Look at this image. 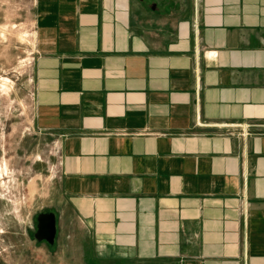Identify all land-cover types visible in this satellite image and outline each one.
Returning <instances> with one entry per match:
<instances>
[{"label": "crops", "instance_id": "obj_1", "mask_svg": "<svg viewBox=\"0 0 264 264\" xmlns=\"http://www.w3.org/2000/svg\"><path fill=\"white\" fill-rule=\"evenodd\" d=\"M35 10L52 245L81 264H264V0Z\"/></svg>", "mask_w": 264, "mask_h": 264}, {"label": "rangeland", "instance_id": "obj_2", "mask_svg": "<svg viewBox=\"0 0 264 264\" xmlns=\"http://www.w3.org/2000/svg\"><path fill=\"white\" fill-rule=\"evenodd\" d=\"M35 19V0H0V264H81L34 236L63 200L55 137L33 119Z\"/></svg>", "mask_w": 264, "mask_h": 264}, {"label": "water", "instance_id": "obj_3", "mask_svg": "<svg viewBox=\"0 0 264 264\" xmlns=\"http://www.w3.org/2000/svg\"><path fill=\"white\" fill-rule=\"evenodd\" d=\"M35 238L53 244L56 236V215L54 212H42L37 215Z\"/></svg>", "mask_w": 264, "mask_h": 264}]
</instances>
